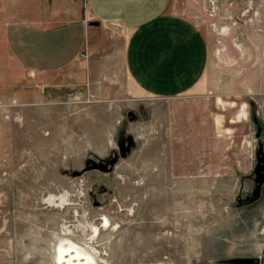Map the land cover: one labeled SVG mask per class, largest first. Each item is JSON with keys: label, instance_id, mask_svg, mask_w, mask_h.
Instances as JSON below:
<instances>
[{"label": "rangeland", "instance_id": "obj_1", "mask_svg": "<svg viewBox=\"0 0 264 264\" xmlns=\"http://www.w3.org/2000/svg\"><path fill=\"white\" fill-rule=\"evenodd\" d=\"M182 7L207 58L178 95L133 86L112 24L54 72L0 48V264H264V0Z\"/></svg>", "mask_w": 264, "mask_h": 264}, {"label": "crops", "instance_id": "obj_2", "mask_svg": "<svg viewBox=\"0 0 264 264\" xmlns=\"http://www.w3.org/2000/svg\"><path fill=\"white\" fill-rule=\"evenodd\" d=\"M185 1L0 0V48L29 72H54L78 58L93 26L112 24L127 32L122 58L133 86L151 96L182 94L194 87L207 58ZM93 71L87 70L88 81H72L73 98L87 93Z\"/></svg>", "mask_w": 264, "mask_h": 264}, {"label": "bare ground", "instance_id": "obj_3", "mask_svg": "<svg viewBox=\"0 0 264 264\" xmlns=\"http://www.w3.org/2000/svg\"><path fill=\"white\" fill-rule=\"evenodd\" d=\"M55 250L56 257L54 258V263L56 264H97L93 255L85 248L76 245V243L70 242L66 244L63 241L62 244L56 246Z\"/></svg>", "mask_w": 264, "mask_h": 264}]
</instances>
